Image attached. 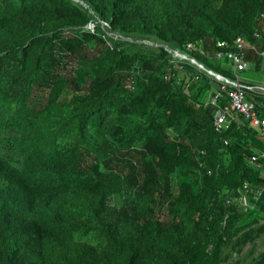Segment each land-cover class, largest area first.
<instances>
[{
  "label": "trees",
  "instance_id": "trees-1",
  "mask_svg": "<svg viewBox=\"0 0 264 264\" xmlns=\"http://www.w3.org/2000/svg\"><path fill=\"white\" fill-rule=\"evenodd\" d=\"M240 36L264 85V0H0V264H264V139L207 72Z\"/></svg>",
  "mask_w": 264,
  "mask_h": 264
},
{
  "label": "built area",
  "instance_id": "built-area-1",
  "mask_svg": "<svg viewBox=\"0 0 264 264\" xmlns=\"http://www.w3.org/2000/svg\"><path fill=\"white\" fill-rule=\"evenodd\" d=\"M236 44L238 49L228 54V57L232 61V66L235 73L244 71L248 69L251 65L250 61L245 58L244 49L248 47V45L246 44V40L240 36L236 39ZM219 45L222 46L224 45V43H219ZM188 47L192 48L193 44H188ZM258 53L264 56V51H258ZM218 56H221V53H218ZM174 57H178V56H174ZM216 74H218L219 77L217 76V78L222 82L221 89L227 91V94L230 98V104L225 105L224 107L220 106L215 110L214 113L215 128L218 131H223L229 128L230 126L229 115L233 116L234 114L236 115L241 114L244 116V118H246L250 122V125L252 127L257 129L259 135L264 139V116L259 115L254 107V104L247 99L248 90L258 89L264 91V85H248L239 78V75H236L235 79H231L222 74L219 73ZM228 85L232 86L233 88L228 89L227 87ZM219 94L220 92H216L210 98L212 104H216ZM259 158H264V151L261 152L259 155H254L250 161L254 163ZM256 189L257 190H253L248 185H245V187L241 190V192H245L246 194L250 195V197L251 195H255L258 197L260 196L262 191H264V186L257 187ZM239 198H238V202H239ZM243 200H245V202H243L244 210H247L250 205V200L248 202L245 197H243Z\"/></svg>",
  "mask_w": 264,
  "mask_h": 264
},
{
  "label": "rangeland",
  "instance_id": "rangeland-1",
  "mask_svg": "<svg viewBox=\"0 0 264 264\" xmlns=\"http://www.w3.org/2000/svg\"><path fill=\"white\" fill-rule=\"evenodd\" d=\"M181 76H183V73L181 74ZM239 78L246 82V81H258V75L252 74L251 71H244V72H240L239 73ZM262 79V83H264V77L261 78ZM243 195V196H242ZM243 197L246 198V200L249 202L250 200V195L246 194L245 192H241V197L239 198V205L241 208H244V204L243 202H245V200H243ZM241 200V201H240ZM81 238L83 240H93L94 242H99L100 240L95 238V233H89L87 235L81 236ZM263 239H259V244H258V249L261 250L263 248Z\"/></svg>",
  "mask_w": 264,
  "mask_h": 264
},
{
  "label": "water",
  "instance_id": "water-1",
  "mask_svg": "<svg viewBox=\"0 0 264 264\" xmlns=\"http://www.w3.org/2000/svg\"><path fill=\"white\" fill-rule=\"evenodd\" d=\"M170 52L174 55V56H180L181 59H189L191 62L195 63L196 65H198L200 68L205 69L204 65L199 63L195 58H190L189 56H187L186 54H181L179 53V51H175L173 49H170ZM208 73L212 74L213 76H218V74H216L213 71L207 70ZM219 77V76H218Z\"/></svg>",
  "mask_w": 264,
  "mask_h": 264
},
{
  "label": "clouds",
  "instance_id": "clouds-1",
  "mask_svg": "<svg viewBox=\"0 0 264 264\" xmlns=\"http://www.w3.org/2000/svg\"><path fill=\"white\" fill-rule=\"evenodd\" d=\"M179 58V57H178Z\"/></svg>",
  "mask_w": 264,
  "mask_h": 264
}]
</instances>
